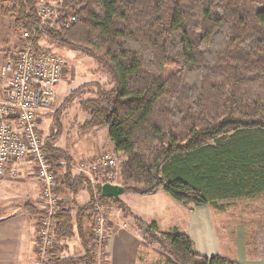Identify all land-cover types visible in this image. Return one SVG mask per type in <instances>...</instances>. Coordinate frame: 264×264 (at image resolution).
<instances>
[{
    "label": "trees",
    "instance_id": "1",
    "mask_svg": "<svg viewBox=\"0 0 264 264\" xmlns=\"http://www.w3.org/2000/svg\"><path fill=\"white\" fill-rule=\"evenodd\" d=\"M60 5L76 15L69 26L41 25L36 0H0V14L14 31L29 32L33 50L52 51L40 45L47 40L90 54L108 69V87L84 84L63 105L94 87L93 96L78 100L86 115L81 128L108 127L113 151L123 156L118 182L112 183L142 195L161 190L189 208H218L223 200L264 193V6L252 0H60ZM58 113L42 151L55 175L53 192L70 198L50 217L54 242L44 255L35 238V261L96 264L95 206L117 198L101 196L100 185L91 186L71 167L69 150L55 146L63 131ZM81 189L89 193L84 202L75 199ZM23 208L36 226L47 215L30 200ZM136 228L140 249L162 254L158 264H240L198 253L176 229L159 231L155 222L141 219ZM71 238L82 254L63 257V242ZM106 241L100 264H107Z\"/></svg>",
    "mask_w": 264,
    "mask_h": 264
},
{
    "label": "rangeland",
    "instance_id": "2",
    "mask_svg": "<svg viewBox=\"0 0 264 264\" xmlns=\"http://www.w3.org/2000/svg\"><path fill=\"white\" fill-rule=\"evenodd\" d=\"M252 1H255L260 5L264 6V0ZM20 37L21 36L19 31H14L8 19L0 14V54H2L0 55V71L2 65H4L8 60V57L5 56V51L7 47L8 49L10 48L12 56L13 52L15 53L21 47ZM40 45L52 50L54 53L59 55L64 62V72L59 82V89L57 91L56 99L52 106L45 111V125L42 127L41 130L42 137L44 138L54 132L53 116L59 112V120L62 124L63 131L61 136L55 140V146L60 147L62 149H68L69 152H71V149L73 150V148L76 149L81 146L84 147L85 153L89 150V148L93 149L96 148V146L98 149L108 148L109 152H114L110 151L113 150V143L109 137L108 127L105 124L96 125L88 129L87 131H84L81 128V124H83L86 115L79 108L78 100L80 98H87L93 96L94 87H85L84 90L80 92V96L75 99L71 104L63 105L68 94L72 90L84 84L98 83L103 87H108L110 84V76L108 74V69L106 68V66L100 61H98L96 58H94L92 55L79 50H75L66 46H61L47 40H41ZM0 80L2 81V83L0 81V84H2L3 86L5 78H2L0 75ZM92 142H94V144L96 143L95 147H89L91 146ZM118 156L120 157V161L122 162L123 156ZM93 157L94 156H89L87 158L92 159ZM118 168L116 167V170L114 172L115 174L111 178V182H118V178L116 177V172H118ZM16 170L17 173L14 176L18 177V175L20 176V172L18 168H16ZM6 175L7 174L5 172L4 176ZM11 175L13 174L11 173ZM26 178L35 183H37L36 180L38 181L37 176L35 177L36 180L34 179V176ZM90 184L91 186L96 185L91 181ZM22 191L23 186L22 184H19V182H13L10 185L0 187V194H3V196L5 197L10 196L7 199L8 206L10 207L12 203H15L16 206L22 205V203L26 199L33 201L35 205L39 204V192L38 194L33 193L30 194V196L27 195L28 198L21 199L19 198V194L22 193ZM159 194H161L166 200ZM159 194L155 195L154 198L150 197V199H145L144 197H138L137 193H134L132 191H124L117 199L100 201L98 205L101 206V213L106 219L109 220V222H117L122 219V221L127 223L128 227L134 228L136 227L137 219L143 220L141 217H139L140 213L138 207L136 206V203L134 202L137 196L138 198H140V200L144 202L145 206L150 208V211L143 208V212L141 213L144 214V210H146V212L148 213H151V210L154 208L155 212L158 213L159 211H163L164 213L168 214V217L170 216L172 219L173 212L175 214V219L178 224L177 229H173H176L178 232L181 233L184 232L183 229L185 225L181 221V215H184L186 209L189 208L188 204H184L182 202L172 199L163 191H159ZM58 196L61 200V205L68 204L70 195L67 192L63 191V193H58ZM88 196V190L81 189L76 194L75 199L79 202L81 200L87 199ZM2 204H4V202ZM218 204L221 207L216 208V210H213V212L215 223H217V225L221 227L220 233L222 234V256H227V258L230 257L229 259L233 258L232 256H229V253L232 250L233 255H235L236 248L234 245L233 247L228 246V243L229 245H231L232 240H237L240 243L244 242L245 250L247 251V256H245L247 261L258 259L263 261V259L261 258V254H264V193H260L259 195H256L252 198L223 200L221 202H218ZM121 206H123V210L122 208H120ZM119 208L123 212L122 216H120L121 213ZM164 218L166 217L164 216ZM143 221L148 223L145 220ZM158 226L159 231L167 232L172 230V228L165 230L167 229V227L163 226L162 224H158ZM227 235L230 236L229 239H227ZM35 238H37L36 230L34 233V239ZM102 240L105 239L99 238L95 250V260L97 262L96 264H100L99 261L101 257L100 252L102 249ZM37 257L38 254H36L35 252V260L37 259ZM232 260H234V258Z\"/></svg>",
    "mask_w": 264,
    "mask_h": 264
},
{
    "label": "built area",
    "instance_id": "3",
    "mask_svg": "<svg viewBox=\"0 0 264 264\" xmlns=\"http://www.w3.org/2000/svg\"><path fill=\"white\" fill-rule=\"evenodd\" d=\"M60 0H36V12L41 25L66 27L76 19L68 9L61 8ZM21 47L1 67L0 75L5 78V94L0 96V177L5 175L10 163L30 158L36 165V176L40 184L39 204L47 215L40 218L36 226L40 250L44 255L46 246L54 242L51 234V216L61 205L53 192L55 175L49 168L42 151L43 137L36 130L37 114L52 106L56 99L57 85L63 72V59L53 51L33 50L30 34L18 30ZM14 57V58H13ZM116 152L103 150L92 159L80 158L71 162V167L83 173L97 185L111 182L120 162ZM13 177L17 173L11 172ZM112 183V182H111ZM93 232L99 240L107 239V219L101 213V206H95Z\"/></svg>",
    "mask_w": 264,
    "mask_h": 264
},
{
    "label": "crops",
    "instance_id": "4",
    "mask_svg": "<svg viewBox=\"0 0 264 264\" xmlns=\"http://www.w3.org/2000/svg\"><path fill=\"white\" fill-rule=\"evenodd\" d=\"M8 52L11 51L10 48L8 49L7 47L5 55ZM0 87V96H2L5 94L6 89L4 87V84L3 86L2 84H0ZM58 89L59 84L57 85L56 95ZM45 111H40L37 114L36 130L40 134H42V127L45 125ZM95 145L96 143L94 144V142H92L91 146L89 147H95ZM105 149L108 150V148L98 149L96 146V148L93 149L89 148V150L85 153L84 147L81 146L76 149L73 148V150L71 149L70 154L73 158L72 161L75 162L80 158L95 156ZM16 168H18L20 176L18 175V177H10L12 176V170ZM35 172L36 165L32 160H30V158H23L19 161L10 163L6 171V174L9 176L6 175L4 177H0V187L10 185L13 182H19V184H22L23 186V191L19 194V198L25 199L28 198L27 195L30 196V194L33 193L38 194V192H40V184L35 178ZM32 176H34V179L37 183L26 178ZM159 191L161 190H157L152 194L137 195L138 197L150 199V197L154 198L155 195H158ZM159 195L163 197L161 194ZM9 197L10 196L5 197L3 196V194H0V264H36L34 258V233L36 230V220L23 208L25 202L29 200H24L22 205L18 206H16L15 203H12L10 207L8 206L7 202V199ZM138 197L136 196L134 202L138 207L140 213L139 217H141L147 222H155L158 227V230V224H162L163 226L167 227V229L165 230H168L170 228L177 229L178 224L175 219V214L173 212L172 219L170 216L168 217V214L164 213L163 211H159L158 213L155 212L154 208L151 210V213H148L146 212V210H144L143 214L141 213L143 212V208L147 209L148 211H150V208L145 206L144 202ZM86 200L87 199H84L79 202H84ZM3 202L4 204H2ZM122 210L120 209V216H122L123 214ZM213 210H216V208L207 205L195 208H188L186 209L184 215L180 214L181 221L185 225L183 229L184 232L182 233H185L190 237L198 253L206 256H210L213 254H223L221 248V227H219L217 223H215ZM164 216L166 218H164ZM109 223L110 232L107 241L104 245L107 264H158L159 261L161 262V259H164L161 256L162 254L153 247L144 248L142 250L140 249V243L142 241V238L140 231L137 230L136 227H128L127 223L122 221V219L117 222L114 221ZM229 238L230 236L227 235V239ZM63 243L65 245V249L62 252L63 257H70L82 254L81 245L79 244L76 238H71L70 240H66ZM233 245L236 248L235 255H233L231 250L229 256H232L234 260H237L242 264H264V254H261V258L263 259V261L259 259V261H247L245 258V256H247V251L245 250L244 242L240 243L237 240H232L231 245H229L228 243V246L233 247Z\"/></svg>",
    "mask_w": 264,
    "mask_h": 264
},
{
    "label": "water",
    "instance_id": "5",
    "mask_svg": "<svg viewBox=\"0 0 264 264\" xmlns=\"http://www.w3.org/2000/svg\"><path fill=\"white\" fill-rule=\"evenodd\" d=\"M125 189L116 183L105 182L100 186V194L106 198H118Z\"/></svg>",
    "mask_w": 264,
    "mask_h": 264
}]
</instances>
